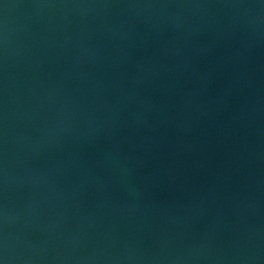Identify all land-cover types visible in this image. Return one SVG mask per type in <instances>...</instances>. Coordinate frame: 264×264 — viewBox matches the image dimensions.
Here are the masks:
<instances>
[{
    "label": "water",
    "instance_id": "obj_1",
    "mask_svg": "<svg viewBox=\"0 0 264 264\" xmlns=\"http://www.w3.org/2000/svg\"><path fill=\"white\" fill-rule=\"evenodd\" d=\"M0 264H264V0H0Z\"/></svg>",
    "mask_w": 264,
    "mask_h": 264
}]
</instances>
